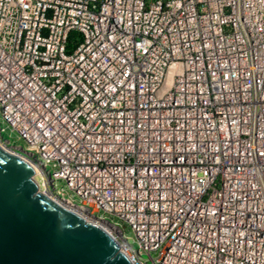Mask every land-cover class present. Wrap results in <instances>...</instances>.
<instances>
[{"label": "built area", "instance_id": "2783aa9c", "mask_svg": "<svg viewBox=\"0 0 264 264\" xmlns=\"http://www.w3.org/2000/svg\"><path fill=\"white\" fill-rule=\"evenodd\" d=\"M0 117L135 264H264V0H0Z\"/></svg>", "mask_w": 264, "mask_h": 264}, {"label": "water", "instance_id": "95a60500", "mask_svg": "<svg viewBox=\"0 0 264 264\" xmlns=\"http://www.w3.org/2000/svg\"><path fill=\"white\" fill-rule=\"evenodd\" d=\"M39 188L31 163L0 146V264H135L98 218Z\"/></svg>", "mask_w": 264, "mask_h": 264}, {"label": "rangeland", "instance_id": "374dc122", "mask_svg": "<svg viewBox=\"0 0 264 264\" xmlns=\"http://www.w3.org/2000/svg\"><path fill=\"white\" fill-rule=\"evenodd\" d=\"M80 38H81V34L76 38V40H80ZM0 124L3 127H6V131L3 132V134H2L4 138L1 137L4 142H5L6 139H9L11 141V144L20 145V146H23V147H26L27 146L26 141L24 139L20 138L19 134L15 130H13L10 126H8L3 121V119L1 117H0ZM37 180H38V183H39L40 180H41L40 177ZM60 185L65 187V190H66L67 196H68L69 195V189H68L66 183L61 181L60 182ZM75 202H80V200H79L78 197L75 198ZM103 214L106 215V216H108V219H110L112 222H115L121 229H123L125 231V234H126L128 240H129V242H131L132 245L135 248H138V244H137V241H136L135 234L131 230V228L129 227V225H128L127 222H125L122 218H120L118 216H113L112 214H110L108 212H103ZM91 220H95V218H92L91 217ZM144 257L145 258H148V255L145 254Z\"/></svg>", "mask_w": 264, "mask_h": 264}, {"label": "bare ground", "instance_id": "6f19581e", "mask_svg": "<svg viewBox=\"0 0 264 264\" xmlns=\"http://www.w3.org/2000/svg\"><path fill=\"white\" fill-rule=\"evenodd\" d=\"M0 146H2L3 148H5V149H7V150H9L7 147H6V144H5V142L3 141V139L1 138V135H0ZM28 155H31L30 153H27ZM32 166H34L33 168H35L36 169V174H39V170H38V168L35 166V165H33V164H31ZM37 180V179H36ZM37 182H38V180H37ZM39 184H41L40 182H39ZM40 189V188H39ZM40 191H43L42 189H40ZM43 192H45V191H43ZM46 193V192H45ZM49 197H51L52 199H55V200H57V201H59L60 203H62L60 200H58L57 198H55L54 197V195L52 196V195H50V193L48 194V192L46 193ZM63 204V203H62ZM69 205V208H71L72 210H74V211H76V212H78L81 216H83L84 218H86L87 220H91V217L92 216H90L89 214H88V212H87V210H85V208L84 209H82V210H79V209H77L76 208V205H71V204H68ZM93 218V217H92ZM92 221H95V220H92ZM99 223L100 224H103L106 228H107V230L108 231H110L111 233H113L114 235L115 234H118L117 236V239L119 240V237H120V239H121V235H120V233H119V231L115 228V227H113V226H111L110 224H108V223H106V222H103V221H99Z\"/></svg>", "mask_w": 264, "mask_h": 264}, {"label": "trees", "instance_id": "16d2710c", "mask_svg": "<svg viewBox=\"0 0 264 264\" xmlns=\"http://www.w3.org/2000/svg\"><path fill=\"white\" fill-rule=\"evenodd\" d=\"M79 35H80L79 32L74 31V32L71 33V35H70V39H74V40H76V38H77Z\"/></svg>", "mask_w": 264, "mask_h": 264}]
</instances>
